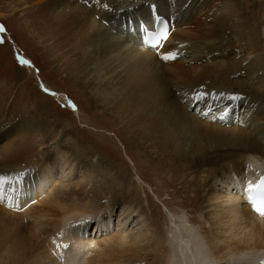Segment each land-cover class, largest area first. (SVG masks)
<instances>
[{"label":"bare ground","instance_id":"obj_1","mask_svg":"<svg viewBox=\"0 0 264 264\" xmlns=\"http://www.w3.org/2000/svg\"><path fill=\"white\" fill-rule=\"evenodd\" d=\"M171 3L178 7L189 4L188 8L180 10L183 17L173 21L177 37L171 25L169 34L156 47L148 45L144 32L123 34L120 27L112 26L116 16L125 18L123 7L140 9L138 13L137 9L131 13V16L135 14L131 23H141L149 17L150 9L156 7L158 11L145 23L155 30L157 17L175 15V6ZM234 4L229 0H45L41 3L40 37L54 59L63 61L67 71L71 68L72 75H76L78 69L89 70L97 81L93 86L106 92L130 122L140 120L146 137L157 139L166 158L179 154L192 159L195 153L207 154L208 149L218 151L219 148L226 151L225 157H235L226 162L220 180L217 179L221 187L213 183L212 188L207 183L215 177H210L209 173L203 174V181L196 185L198 189H191L195 187L194 180L189 183L183 180L181 183L188 185L183 190L193 191L194 196L188 197L182 189L180 192L190 199L196 215L188 216L185 209L190 205L185 201L173 209V225L161 229L159 217L144 218L140 213L143 210L139 209L138 213V205L134 206L133 202L124 201L116 222L115 202L91 207L89 194L81 198L79 193L73 195L66 193L67 190L63 196L52 193L60 180H69L71 170L68 169L75 164L64 151L61 150V175L54 171V163L60 161L55 153L52 158L33 155L23 161L12 152L1 167L4 170L0 175L6 173L15 177L23 173L24 176L4 187L0 203L9 210L20 211L18 214L23 220H32L36 227L33 234L40 229L42 235L29 238L39 242L27 249L30 254L24 259L25 251L18 248L14 235L7 236L0 241V264H140L141 260L147 264H261L264 216L251 209L244 189L249 181L255 183L264 174V110L260 112L251 107L242 114L234 109L227 114L224 110L228 105L222 102L230 93L243 92L251 98H260L264 108V72L257 75L264 58L260 55V32L248 29L247 17ZM235 15L242 16L236 29L229 23ZM228 30H236L242 38L226 40ZM225 41L227 45L223 47ZM205 52H209L207 57H204ZM174 53L178 61L164 58ZM252 53L259 58L249 60ZM217 57L220 60H216ZM77 80L86 86L80 77ZM172 86L179 92L184 91L186 99L182 95L178 97L179 93ZM245 99L241 97L240 101L244 103ZM204 100L208 103L205 106L200 104ZM215 104L217 106L213 107ZM193 107L205 117L194 113ZM234 114L241 117L242 123ZM221 115L225 119L219 120ZM217 122H223L226 127ZM24 131L29 137L35 136L32 131L22 130V138L15 141V150L27 148ZM79 186L83 187V183ZM206 186H210L211 191L204 196ZM113 191L125 193L120 186ZM41 196L50 206L30 212V207ZM148 205L151 207L150 203ZM49 209L51 213L47 212ZM85 218H99L98 226L81 223ZM131 219L135 222L134 228L140 223V228L134 232L129 231L130 224L127 226ZM4 245H14L17 256L1 250Z\"/></svg>","mask_w":264,"mask_h":264},{"label":"rangeland","instance_id":"obj_2","mask_svg":"<svg viewBox=\"0 0 264 264\" xmlns=\"http://www.w3.org/2000/svg\"><path fill=\"white\" fill-rule=\"evenodd\" d=\"M43 1L45 0H0V171L3 169L1 167L4 162L13 153L21 156L20 158L23 161L29 160L27 156L33 155L52 158L53 153H55L57 158L60 159V163H54V171L61 175L60 166L62 164V151H64L68 160L75 162V164L68 169L71 170L68 175L69 180H60L52 193L62 194L63 196V192L67 190L66 193H72L73 195L79 193L78 196H81V198H86L89 194V202H93L91 207L115 202L113 216L116 222L124 201L133 202L134 206L138 205L136 206L138 213L141 211L139 209L143 210L140 213L144 218L152 217L155 219L159 217L158 222L162 225H160L161 229L162 227L170 228L173 225L171 223L172 212H175L173 209H176L185 201H187V205L191 204L190 199L185 198L180 192L184 189V186L188 185L181 182L186 180L189 183L194 180L196 184L195 187L191 186V189H198L196 185H200L203 181V174L209 173L210 177H215L213 181L208 179L207 183L211 184L212 188L213 183L219 184L218 186L221 187L222 184L219 181L217 182V179L220 180L219 177H221V173L227 165L226 162L230 158L234 159L235 155L227 154L228 157H225L223 153L226 151H220L219 148L218 151L217 149H208L209 153L207 154L195 153L194 156H199L198 159L196 157L195 159L192 153L190 155L193 158H189L190 160L179 156V154L170 155L169 159L166 158V152H163L157 139L146 137V134L140 128V120L130 122V118L126 114L123 116L121 110L113 105L115 103L110 101V96L106 92H102L101 89L97 88L98 86H93V83L97 81L89 74V70L86 68L78 69L75 70L76 75H72L71 68L70 71H67L66 65H62L63 61L54 59L40 37L41 17L39 7ZM48 1L51 2L52 0ZM230 1L231 3L234 2V5L242 10L241 13L247 17L248 29L260 32L262 41L260 55L264 58V0ZM147 3L145 1V6ZM188 4L184 7L172 4L175 6L173 8L177 20L183 17L180 10L188 8ZM132 7H123L122 13L125 18L128 19L131 13L137 9L136 6ZM139 10L137 9V13ZM226 13L222 18L225 19ZM239 17L242 16L239 15ZM239 17L235 15L229 20L230 25H234L235 29L237 28V22L239 24L241 21ZM242 20L244 21V19ZM112 22L114 28H121L123 18L118 19L116 16ZM223 28H230V26L223 25ZM174 31H176V27L172 31L173 35ZM228 31H225L227 33L226 40L231 37L242 38V34L236 30ZM121 32L126 33L122 28ZM174 36L177 37L176 33ZM226 45L225 41L223 47ZM16 52L22 54L24 60L27 61L28 59L32 65L17 58ZM207 53L204 57H207ZM160 54L165 53L161 52ZM252 54L249 60L255 57L259 58L256 53ZM217 58L216 60H220L219 57ZM178 60L179 58L176 55L172 59L173 62ZM209 60L210 58L206 59V62ZM259 69L257 75L264 72V65ZM77 77H80L85 84L87 83L86 86L79 82ZM172 88L179 93L176 94L178 97L182 95L184 100L186 99L187 95H183L184 91L183 93L182 91L179 92L176 86H172ZM231 94H238L246 98L244 103L240 101L241 108H237L241 114L244 109L251 107L260 112L264 110L261 107L262 101L260 98H251L249 94L246 93L247 95H245L243 92L230 93L222 102L224 105L232 104V100L227 101V99H230ZM166 104L167 102L163 103V105ZM200 104L205 106L208 103L204 100ZM156 105L158 106V103ZM195 105L196 102L193 106ZM215 106L217 104L213 105V107ZM151 108L154 110L153 107ZM191 110H195L194 113L198 116L200 114L204 116V113H200L194 107ZM148 114L150 117L153 116L152 113ZM234 115H236L235 119L238 121V114ZM217 123L222 127H226L223 122ZM239 123H242L241 117ZM22 130L32 131L35 136L30 135L29 137V133L24 131L27 133L25 138L28 140L27 148L23 147L21 150L20 147H17L15 150L17 144L15 141L22 138L20 136ZM213 145L215 144L213 143ZM8 146L10 147L8 148ZM53 147H56L55 150ZM24 149H26L25 152ZM220 159L222 160L220 161ZM1 175H6V173ZM81 182L83 187L79 186ZM84 183L87 184L84 185ZM78 186L82 189L80 190ZM119 186L125 190L123 195L120 194L121 192L113 191ZM209 190L211 191V187L206 186L203 195L206 196L205 194H208ZM183 191L188 197L193 198V191L192 193L189 190ZM43 197L41 196L30 207V212L42 211L40 208L43 206H46V208L50 206ZM149 203L152 209L149 207ZM51 210L49 209L47 212L51 213ZM192 210L193 208L190 205V207L187 206L185 212L187 211L188 216L192 217L196 215V212ZM19 212L13 211V209L9 210L0 203V241L3 242L7 236L14 235L13 239L18 248L25 251L24 259L30 254L27 249L32 244L39 242L37 239L29 238L31 236L34 238L39 237L42 235V230L37 229L33 234L36 228L34 222L29 219L23 220L20 218ZM137 217L138 215H136L135 221ZM133 223L135 222L132 219L127 223V226L130 224L129 231L140 228V223L135 228ZM136 230L135 233L138 232ZM32 249L30 250L33 251ZM1 250L14 252L17 256L14 245H4ZM140 262L147 264L145 260Z\"/></svg>","mask_w":264,"mask_h":264},{"label":"snow or ice","instance_id":"obj_3","mask_svg":"<svg viewBox=\"0 0 264 264\" xmlns=\"http://www.w3.org/2000/svg\"><path fill=\"white\" fill-rule=\"evenodd\" d=\"M166 35L167 34L165 32L164 33L165 38H166ZM175 55L176 54H169V55H166L164 58L174 59ZM24 62L26 63L27 61H24ZM230 99L236 100V99H240V97L231 96ZM23 176H24L23 173H20L16 175L15 177L0 175V198H3L4 186L6 184H11L13 180L20 181L23 179ZM244 191L248 194L247 199L252 205L254 211L257 212L259 215L264 216V175L260 176L258 182L253 183L252 181H249ZM261 264H264V261H261Z\"/></svg>","mask_w":264,"mask_h":264}]
</instances>
